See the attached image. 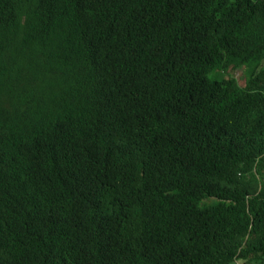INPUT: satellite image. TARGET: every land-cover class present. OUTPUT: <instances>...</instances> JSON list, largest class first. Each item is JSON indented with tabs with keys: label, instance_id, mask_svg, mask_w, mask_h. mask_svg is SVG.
Masks as SVG:
<instances>
[{
	"label": "trees",
	"instance_id": "16d2710c",
	"mask_svg": "<svg viewBox=\"0 0 264 264\" xmlns=\"http://www.w3.org/2000/svg\"><path fill=\"white\" fill-rule=\"evenodd\" d=\"M238 260L264 264V0H0V264Z\"/></svg>",
	"mask_w": 264,
	"mask_h": 264
},
{
	"label": "rangeland",
	"instance_id": "374dc122",
	"mask_svg": "<svg viewBox=\"0 0 264 264\" xmlns=\"http://www.w3.org/2000/svg\"><path fill=\"white\" fill-rule=\"evenodd\" d=\"M229 72L232 73V75H234L239 82L242 84L244 82V67L240 66L238 68H230ZM214 73L212 72L210 75H213ZM233 264H244L242 260H238L237 262H234ZM250 264H254V262H251Z\"/></svg>",
	"mask_w": 264,
	"mask_h": 264
}]
</instances>
